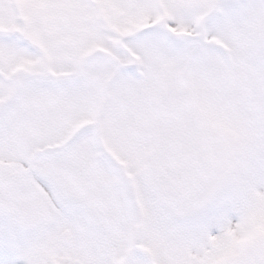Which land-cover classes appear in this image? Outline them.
Masks as SVG:
<instances>
[{
  "label": "snow or ice",
  "instance_id": "6c2138e0",
  "mask_svg": "<svg viewBox=\"0 0 264 264\" xmlns=\"http://www.w3.org/2000/svg\"><path fill=\"white\" fill-rule=\"evenodd\" d=\"M0 264H264V0H0Z\"/></svg>",
  "mask_w": 264,
  "mask_h": 264
}]
</instances>
